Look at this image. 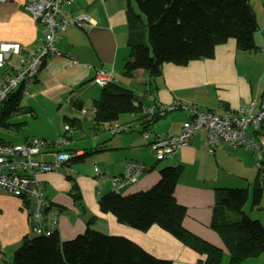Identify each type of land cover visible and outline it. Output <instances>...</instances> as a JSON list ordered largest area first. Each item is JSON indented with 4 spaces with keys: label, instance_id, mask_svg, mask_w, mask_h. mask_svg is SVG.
Returning <instances> with one entry per match:
<instances>
[{
    "label": "crops",
    "instance_id": "obj_1",
    "mask_svg": "<svg viewBox=\"0 0 264 264\" xmlns=\"http://www.w3.org/2000/svg\"><path fill=\"white\" fill-rule=\"evenodd\" d=\"M26 2L0 0V41L18 42L25 50L31 49L42 37L41 26L25 10ZM249 4L258 28L255 43L262 49L257 53L258 64L263 63L261 70L254 73L256 67L252 65V75L245 71L241 52L249 51L239 50L235 41L229 39L215 47L212 58L193 60L184 66L165 63L160 74L151 78L129 56L127 9L135 8L133 0H71L69 15L87 14L89 26L69 25L61 33L56 45L64 55L44 59L27 88L29 95L21 96L18 107L11 111L13 116H25V127L11 140L0 137V141L9 143H24L31 137L48 141H54L59 135L68 138L66 145H53L42 158L51 161L54 152L64 150L71 154V159L38 175L43 197L58 209L57 232L61 240L75 237L88 226L104 234L123 236L171 264H205L203 254L158 226L142 232L117 222L110 212H102L98 200L110 191V182L93 177L95 165L101 171L119 175L125 161H137L150 169L123 188L121 194H135L149 188L158 180L160 168L155 167V159L148 163L149 154L154 156L141 131L144 128L161 134L174 131L188 114L173 111L142 125L140 112L127 113L115 122L95 126L94 101L99 98L102 87L93 82V77L96 69H104L114 81L140 96L143 107L155 102L165 105L173 100L219 112L245 107L251 99L264 93V5L262 0H249ZM70 59L77 64H72ZM21 109L25 115L19 114ZM66 123L70 126L68 131L64 129ZM113 123L124 128L112 134L105 127ZM204 139V131L195 133L187 146L166 157V164L182 166L173 194L186 208L183 227L220 247L219 264H230L229 252L209 226L214 189L235 180L254 185L253 157L249 151L223 141L213 153H208ZM251 187L246 189L247 200ZM29 211L30 201L0 188V251L4 258L0 264H12L15 249L26 237L34 235L30 231ZM260 217L264 219V213ZM240 264H264V253L248 257Z\"/></svg>",
    "mask_w": 264,
    "mask_h": 264
},
{
    "label": "trees",
    "instance_id": "obj_2",
    "mask_svg": "<svg viewBox=\"0 0 264 264\" xmlns=\"http://www.w3.org/2000/svg\"><path fill=\"white\" fill-rule=\"evenodd\" d=\"M133 1L135 8L129 6L127 9L129 56L151 78L160 74L165 63L184 66L193 60L212 58L215 47L229 39L234 40L241 51L259 50L254 39L258 28L249 0ZM261 96L264 97V93ZM20 98L19 93L12 94L5 103L0 126L5 125V119L18 107ZM139 98L131 89L114 80L102 86L99 98L94 101L95 126L115 122L121 114L141 112L143 105ZM155 119L158 116L146 119L141 124L147 125ZM119 125L121 128L112 134L124 128V125ZM254 161L253 158L257 177L254 178L252 205L257 206L264 179H261ZM262 165L261 171H264V158ZM181 171L180 165L163 167L152 186L135 194L123 195L111 191L102 194L98 200L99 208L102 212H110L117 222L138 231L144 232L156 225L198 254H203L205 264H219L221 248L182 225L186 208L176 201L173 194ZM247 198L246 189H214L209 226L229 252L230 264H240L248 257L264 253V227L244 213ZM11 263L171 264L169 260L151 255L123 236L104 234L88 226L69 240H61L57 230L49 235L26 237L15 249Z\"/></svg>",
    "mask_w": 264,
    "mask_h": 264
},
{
    "label": "built area",
    "instance_id": "obj_3",
    "mask_svg": "<svg viewBox=\"0 0 264 264\" xmlns=\"http://www.w3.org/2000/svg\"><path fill=\"white\" fill-rule=\"evenodd\" d=\"M262 1L264 5V0ZM70 4L71 0H27L25 10L41 26L42 37L31 49L26 50L18 42L0 41V116L12 94L29 95L27 88L45 58L64 55L56 43L66 27L89 26L90 17L87 14L69 15ZM70 60L72 64H77L76 60ZM112 80L113 76L104 69L95 70V84L104 86ZM194 106L173 100L165 105L155 102L142 107L140 113L145 120L153 116L163 117L167 112L178 109L188 114V118L174 131L161 134L143 129L141 136L148 141V149L154 159L163 160L172 155L187 146L195 133L204 131V144L208 153H213L214 148L222 141L231 147H241V144L256 147L252 155L255 166L260 170V177L264 179V171H261L264 158V97H259L257 102L250 101L246 107L237 106L223 112L210 113ZM247 107L254 108V112L248 113ZM119 128L121 126L117 123L105 127L111 133L117 132ZM64 129L69 130L67 123ZM67 143L65 135H59L54 141L37 137H31L24 143L0 141V188L30 201V231L34 234L49 235L57 230L58 209L43 197L38 175L50 172L71 159V154L64 150L54 152L51 161L42 158L53 145ZM149 169L144 163L127 160L119 175L101 171L95 165L93 177L98 181L109 180L110 191L118 194ZM3 259L0 251V262Z\"/></svg>",
    "mask_w": 264,
    "mask_h": 264
},
{
    "label": "rangeland",
    "instance_id": "obj_4",
    "mask_svg": "<svg viewBox=\"0 0 264 264\" xmlns=\"http://www.w3.org/2000/svg\"><path fill=\"white\" fill-rule=\"evenodd\" d=\"M143 22H142V27H143ZM256 35L258 36V32H256ZM260 51H262L261 46H260V49L257 51H251L248 53L241 52V54H242V56H241L242 68H244L245 71L248 70L251 73V75H252V65H253V67L254 66L256 67L254 70V73H257L258 70H261L263 68V63L258 64L260 62V57L258 56L257 53H259ZM263 80H264V78H263ZM263 87H264V83H263ZM19 114H24L23 109L20 110ZM18 116H19L18 114L13 116L10 113L8 118L5 119V125L0 126V137H2L4 140L13 139L14 136L17 134V132L22 131L23 128L25 127L24 121H23L25 116H23V117H18ZM158 118H161V116H158ZM224 143H226V142H224ZM148 159H149L148 163H151L152 161H154L153 160L154 158L150 154H149ZM166 162H167V160H166V158H164L163 160L156 162L155 167L158 169L159 168L161 169L163 167L169 166V164H166ZM217 174H221V173H217ZM255 176L257 177V170L256 169H255L254 177ZM248 186H252V187L250 189L251 191H250L249 199L246 201L245 205L243 206V211L249 218L258 220L261 223V225L264 227V219H261V217H260L261 213H264V208L262 207V203H260L259 206L258 205L257 206L256 205L251 206V202H252L251 193L253 191L252 188L254 187V185H251V182L246 183L245 180L244 181L235 180L234 183H228V185H224L223 187L242 188V189L248 190ZM250 207L251 208L253 207V209L250 210ZM231 215L235 216L233 214H231Z\"/></svg>",
    "mask_w": 264,
    "mask_h": 264
},
{
    "label": "bare ground",
    "instance_id": "obj_5",
    "mask_svg": "<svg viewBox=\"0 0 264 264\" xmlns=\"http://www.w3.org/2000/svg\"><path fill=\"white\" fill-rule=\"evenodd\" d=\"M258 99L259 98H254V99H251L250 101H255V102H257L258 101ZM249 101V102H250ZM179 102H181V101H179ZM170 103V102H169ZM181 103H185V104H191V105H195V104H193V103H187V102H181ZM159 104V103H158ZM249 104V103H248ZM248 104L246 105V106H248ZM162 105V104H161ZM195 106H197V105H195ZM194 106V107H195ZM245 106V107H246ZM198 108V107H197ZM204 110H206V111H208V112H210V113H213V112H218V110L217 109H204ZM246 110H247V112L248 113H250V114H252L253 112H254V108H251V107H247L246 108ZM176 111H183V110H176ZM173 112V111H172ZM168 113H170V112H167L166 114H168ZM165 114V115H166ZM164 117V116H163ZM142 121H145V119L144 118H142ZM146 122V121H145ZM241 122V124H244L243 123V121H240ZM146 124V123H145ZM242 138H244V139H247V137H242ZM239 148H241V149H244V150H247V151H249L250 153H253L254 152V150H256V147H252V146H247V145H245V144H241V147H239ZM155 161H157V160H155ZM158 161H161V160H158ZM157 161V162H158ZM150 168V167H149ZM263 189L264 188H262V190H261V197H260V202L262 203V205L264 206V204H263ZM252 200V199H251Z\"/></svg>",
    "mask_w": 264,
    "mask_h": 264
},
{
    "label": "clouds",
    "instance_id": "obj_6",
    "mask_svg": "<svg viewBox=\"0 0 264 264\" xmlns=\"http://www.w3.org/2000/svg\"><path fill=\"white\" fill-rule=\"evenodd\" d=\"M75 26V25H74ZM44 61V60H43ZM113 80H114V77H113ZM110 83V82H109ZM108 84V83H107ZM102 87V86H101ZM141 134V133H140ZM16 197V196H15ZM32 233V232H31ZM34 234V233H33Z\"/></svg>",
    "mask_w": 264,
    "mask_h": 264
}]
</instances>
